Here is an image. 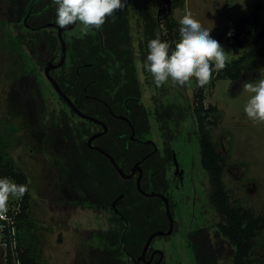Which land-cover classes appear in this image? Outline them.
Listing matches in <instances>:
<instances>
[{
  "label": "trees",
  "instance_id": "1",
  "mask_svg": "<svg viewBox=\"0 0 264 264\" xmlns=\"http://www.w3.org/2000/svg\"><path fill=\"white\" fill-rule=\"evenodd\" d=\"M23 1L22 7L19 6L20 17H25L29 9L33 10L28 23L33 26L38 24L39 36L50 43L54 56H56L62 48L61 42L54 31L45 27L49 23L57 24L55 22L56 1H48L42 9H39V5L43 0H18L17 2ZM164 3L165 6L159 10L158 15L161 23L165 26V35L161 34L157 16L152 15V12L149 11L147 15L151 16V19L147 20L144 38L147 46L150 40L160 37L169 43L171 52L179 43L180 23L174 18L175 11L183 8L186 0H164ZM131 5V0H126L125 7L106 17L105 23L100 26L99 31L105 32L106 44L100 35L92 33L87 38L73 41L69 47V49H73L71 50L72 64L79 66L93 64L87 71L93 76L97 74L101 83L97 92H100V96L106 99L119 94L123 96L122 98H126L127 93V97L138 96L141 99L130 36ZM23 28L24 25L21 29ZM42 28L46 29L42 30ZM242 48L244 51L237 60L226 63L224 69L215 73L213 86L219 80H228L236 84L241 81L254 83L261 79V71L264 66V47L248 45L242 46ZM31 50L36 51L33 46H31ZM141 50L143 51V48ZM146 50L148 49L145 48L146 54L142 53L143 58L148 54ZM110 64L122 66L112 69L109 68ZM36 71V68L24 71L23 75L18 78V92H16L18 98H13L8 104V114L11 117L12 125L0 129V177H8L16 184L26 185L28 188L21 198L18 212L15 214L10 212V216L14 220L15 235L13 237L11 235L12 227H6L4 232L1 231L2 224L7 225V223L0 219V235L5 236L4 242L7 244V264H42L43 255L36 234L39 227L32 217L33 198L30 182L27 175L16 168L10 153L11 147L20 142L21 132L39 138L44 147L43 151L56 160L55 176L49 178L59 195L57 198L59 204H65V207L68 206L74 210L93 209L101 212L108 210L113 212V202L124 195V199L118 205L123 218H119L114 213L111 221L113 224L120 223L122 230L110 228L105 232L102 230L91 231L89 242L98 237L105 241L107 249L90 248V255L85 256L83 264H128L123 261V256L128 254L135 259L139 258L149 238L161 229L163 231L168 229V224L164 225L166 216L162 211V202L157 198L146 197L140 193L135 179L124 180L110 159L89 148L87 143L91 134L88 126L81 128V124L75 121V114L62 99L60 100L64 106H67L66 112L63 111L65 114L62 117V124L54 123L56 128L52 126V120L45 123L46 117L39 115L41 113L33 112L35 107L33 100L36 99L37 102L39 98L40 103L44 104L46 101ZM124 71L125 75H122L125 78L122 79L121 73ZM75 77L74 79L71 77L69 83L72 85L67 87V93L72 99L75 98L76 107L87 115L102 117L103 120H106L105 112L108 110L106 104L97 105V103L78 100V96L82 98L84 88L81 86L82 80L80 81L77 75ZM125 79L129 81V85L124 83ZM131 87L137 90L135 95L128 92H136V90H131ZM93 90L90 88L89 94L96 92ZM204 90V87L200 88L195 96L193 115L201 148V163L210 178V206L219 215L221 221L217 224L214 223L215 231L206 227L193 232L190 239L197 263L221 264L227 255V259H231V264H264V257L257 256V241L264 232V216L245 209L240 202H233L230 197L225 184L226 157L218 152V145L212 136L215 123L211 120V116L218 112V108L212 105L206 106ZM107 101L108 106L114 111L117 107L123 106V102ZM128 107L133 112L134 125L141 126L145 131L142 133L148 134L150 130L148 113L141 104V100L129 101ZM69 112L72 113V116L69 115ZM177 112L187 114V111L183 109H177ZM167 114L170 113L167 112ZM175 115L176 118H174L177 119L179 115L177 113ZM168 116L167 119L171 120L172 115ZM163 119L164 117H160L161 121ZM178 120L185 119L182 117ZM115 138V133L111 132L98 139L96 144H101L100 148L115 160L125 174L129 175L133 167L145 159L146 152H140L139 144L130 143L127 138L125 141L121 139V145H125L126 141L129 142L128 152L104 145L106 142L110 144ZM57 142L62 148L57 146ZM167 145L168 155H170L171 145L169 143ZM149 162L150 158L143 164L145 174L142 190L145 193H149L151 190L160 193L162 191L161 179L165 178V174L163 175L165 171L161 168L162 174L159 176L158 168L151 167ZM153 172L155 173L151 175ZM150 182L154 185H149Z\"/></svg>",
  "mask_w": 264,
  "mask_h": 264
},
{
  "label": "rangeland",
  "instance_id": "2",
  "mask_svg": "<svg viewBox=\"0 0 264 264\" xmlns=\"http://www.w3.org/2000/svg\"><path fill=\"white\" fill-rule=\"evenodd\" d=\"M17 1L0 0V129L12 125L8 104L13 98H18L17 80L23 75L22 72L35 69L36 61L44 66L54 54L50 43L40 37V34H30L24 28L21 29L24 23L32 29L39 26L28 23L33 10L29 9L25 17H20L19 6L22 7L24 1ZM48 1L50 0L40 2L39 9ZM131 2L132 50L135 52L136 74L145 84L140 89V100L148 113L150 128L146 140L153 141L162 155H165L164 150L169 143L176 160L186 172L183 181H171L172 187L169 189L171 211L175 219L174 232L170 236L157 237L151 246L163 253V264H198L190 246V238L193 232L201 228L207 227L215 231L213 225L219 223L221 218L210 206V178L201 163V148L193 115L195 96L204 87L206 106L218 108V112L211 116L215 123L212 136L218 145V152L226 157L225 184L232 201H238L245 209L263 216L264 122L252 121L244 113V106L252 95L243 89L244 81L233 84L228 80H219L213 86L214 74L209 83L203 86L193 78L183 86L169 81L157 87L152 74L141 68L146 57L143 59L140 53L146 54L145 48L148 49L143 30L146 23L141 19L138 21L136 16L140 14V10H146V7L152 15L158 16L165 3L164 0ZM188 14L203 28L212 30L213 38L220 41L228 53L226 63L237 60L242 55V46L264 47V0H186L185 6L175 11L174 18L180 23ZM160 25L163 36L165 30ZM97 28L100 29V26H85L78 22L77 27L69 31L68 35L83 38ZM229 33L232 35L229 36ZM31 46L36 49L35 52L31 50ZM142 48L143 51L140 52ZM59 55L60 51L57 56ZM261 79H264V66ZM39 83L43 87L46 101L44 104L40 103L39 98L37 102L35 98L32 99L35 105L33 112L46 117L45 123L52 120V126H55L54 123L62 124L66 107L53 98V91L45 82ZM177 109L186 110L187 114H180ZM175 113L179 115V119L183 117L185 120L175 119ZM168 115H172L171 120L167 119ZM160 117H164L163 121ZM57 146L62 148L59 143ZM42 148L44 147L39 138L21 132L20 142L13 145L10 152L16 168L24 172L30 182L32 217L39 227L36 234L43 253L41 263L83 264L90 255V248L107 249L105 241L98 237L89 242L90 232H105L110 228L122 230V225L113 224V215L108 212L74 210L65 207V204H59V195L49 178L55 176L56 160ZM20 203L21 198L10 196L7 210H18ZM5 240V236L0 235V264H7ZM226 252L228 253L227 247ZM257 256L264 257V232L257 241ZM124 259L127 260L125 257ZM229 263L231 264V259H227L226 255L221 264Z\"/></svg>",
  "mask_w": 264,
  "mask_h": 264
},
{
  "label": "clouds",
  "instance_id": "3",
  "mask_svg": "<svg viewBox=\"0 0 264 264\" xmlns=\"http://www.w3.org/2000/svg\"><path fill=\"white\" fill-rule=\"evenodd\" d=\"M56 23L61 26L80 22L85 26L99 27L108 16L125 7L126 0H56ZM179 43L170 52L169 43L156 37L148 42V54L143 64L152 74L157 87L169 81L180 86L193 78L206 85L214 74L226 66L228 53L223 45L194 20L191 14L180 21ZM232 33H229V36ZM243 89L251 93L244 106V113L252 121L264 122V79L245 81ZM28 191L26 185H18L8 177H0V216L7 212L10 196L22 198Z\"/></svg>",
  "mask_w": 264,
  "mask_h": 264
},
{
  "label": "flooded vegetation",
  "instance_id": "4",
  "mask_svg": "<svg viewBox=\"0 0 264 264\" xmlns=\"http://www.w3.org/2000/svg\"><path fill=\"white\" fill-rule=\"evenodd\" d=\"M147 11H149V8L146 7V10L145 9H144V11L140 10V14L138 16H136L137 19H138V21H139V19H141V20L145 21V23H146V28L143 26L144 27L143 28L144 33L147 30V20L149 18L151 19V16L147 15L148 14ZM157 20H159L158 21V24H159V29H160L161 28V25L160 24H162V23H161V20H160L159 15L157 16ZM130 22H131V16H130ZM77 25H78V22L75 25H67V26H64V27L65 28H71V27L75 26V28H76ZM58 26H59L58 24L49 23L45 27L47 29H50V30L54 31V33H56L57 36H58ZM162 26L164 27V30H165V26L163 24H162ZM59 27H61V26H59ZM46 28H42V30H44ZM24 29L27 30L30 34H33V33L34 34H39L40 33L39 30H38V28L32 29V28H30L28 26L27 23H24ZM160 31H161V29H160ZM68 33H69V31H65L64 34H63L64 40L66 42V48H67V54H66L65 63H64V65L61 68L56 69V70H51L50 77L52 78V80H54L58 84V86L62 90L63 94L68 99H70V101H72V103L75 105V107H76L75 98L72 99L68 95V93H67V91H68L67 89L68 88L67 87H69V86L72 85L69 82L71 80V77H73L72 79H74V78H76L75 77L76 75H77V77H79L80 81L82 80V82H81L82 85L81 86H82V88H84V91H83L84 93H83V95H81L82 98H80V96H78V98H79L78 100L79 101L81 100L82 102L88 101V102H91V103H97V105L98 104H106V106L108 107L107 112H105V115H106L105 118H106V120H103L102 117H95V116L87 115V114L83 113L82 111H80L76 107L79 112L83 113L84 115H86V116H88V117H90L92 119H95V120H98V121L102 122L108 128V131H107L106 134L98 137L93 142V144H92L93 148H97V149H100V150L104 151L102 148H100V145L101 144L100 145L99 144L97 145L96 144V141L98 139H101V138L107 136L109 133L114 132L115 135H116V138L112 142H110V144H107V142L104 143V145L106 147L107 146H110L112 148L115 147L117 149H120L123 152L124 151L125 152H128L129 151V142L126 141L124 143L125 145H121L122 144L121 143V139H122V141H125V138H127L128 141H130V143H138L139 144V146L141 147L140 148V152L141 151L146 152L145 155H144V158L145 159L137 163V164H140L141 163V168L143 170V178H142V181L144 179V174H145V171H144V168H143V164H144V162L147 159L150 158V162L149 163H151V167H157L158 168V170H157L158 172L157 173L159 174V176H160V174H162L161 168L164 169L165 172H163V175L165 174L164 175L165 178H162L161 179L162 180V182H161V185H162L161 190L162 191H160V193H158V192H156L154 190H151L147 194H149V195L150 194L163 195V196H165L169 200L170 212H171L172 219H170V217L167 214V208H166V204H165L164 200L161 199V198H159V197H150V198H157V199L161 200L162 205H163V208H162L163 210L162 211H164V214L166 216V220L164 222V225L168 224V229L166 231H163V229H161L158 232H168V231H170L171 227H173V232H174V229H175V219H174L173 214H172V211H171L172 200H171V197H170V191H169V189H171V187H172L171 181H173V180H175V181H177V180L183 181V178L186 175L185 169H183V167L180 166V164L176 160L175 153L172 150L170 152V155H168V151H169L168 150V145L165 147V150H164L165 151V155H162V153H160V150L158 149L157 145L153 141L146 140V137H147V135L149 133L148 134L142 133V132H145L144 129H142L141 126L140 127H136L134 125V123H133V120H134V118H133V112L128 107V102L129 101H138V100H140L138 98V96H136V97H127L128 96V93H127L125 95L126 98H122L123 96L120 95V94L117 95V96H111L110 99L103 98L102 96H100V92H97V90H98V88H100V84H101L99 82V79H98L97 74H94L95 76H93L92 74H89L88 71H87V69L88 68H91L93 66V64H85V65L79 66V65H74V64L71 63V61H72L71 56L73 55L72 52H71V50H73V49H69V47L73 44L72 43L73 41H76V40H78L80 38L70 37L68 35ZM92 33L96 34L97 36L100 35L101 38L103 39V42L106 44V42L104 40V38L106 37L105 36V32L99 31L98 28H97V30L94 29V30H92V32H89V33L85 34L83 36V38H87ZM161 34H162V32H161ZM164 35H165V33H164ZM141 51L142 50H140V52ZM51 53H52V51H51ZM36 54H37V52H36ZM134 54H135V52H134ZM140 56L143 58L142 53H140ZM61 59H62V48L60 49V55H59V57L57 55L54 56V54H52L51 60L46 61L45 64H44V66H41V64H39V61L38 62L36 61V69H37L36 72H37V75H38V80L41 81V82H45L48 85V87L50 89H52V91H53V98L58 99V101L61 102V103H62V101L60 99H62L68 105L69 109L71 111H73V113L75 114V117L77 119H79L76 122H78L79 124H81L80 125L81 128L82 127H85L86 128L88 126L89 132L91 134L90 138L88 139V141H89L92 137H94L96 135L102 134L105 131L104 126L103 125H100V124H97V123H95L93 121H90V120H87V119H84V118L80 117L79 114L71 108L69 102L67 100H64V98L58 94V92L55 90V88L53 86V83L51 82L50 79H48V77L46 75V69L48 68V66L50 64L52 65L51 67L58 65L60 63ZM121 66L122 65H119V64L118 65H112V64H110L109 65V68L116 69V68H121ZM141 68L144 70L143 65L141 66ZM38 69H41V71L38 70ZM122 74L125 75V71L123 73H121V75ZM136 77L138 79L139 88L142 90L143 87H144V85H145L144 84V80L141 82L139 80V77H138L137 74H136ZM123 78H125V77L123 76L122 79ZM88 81H89V83H88ZM123 82H124V80H123ZM123 82H122V84H123ZM124 83L126 85H129V81L128 80H126ZM135 85L137 86V84H135ZM90 88L91 89H94L96 92H93L92 94H89V91L88 90ZM131 90H136V89L134 87H131ZM128 92L134 94V93H137V90H136V92H131V91H128ZM74 96L76 97V95H74ZM107 100H111V101H114V102H117V101L123 102V106L117 107L116 108V111H114V110H112L108 106V103H107L108 101ZM135 112H137V111L135 110ZM69 115L72 116V113L69 112ZM137 132H140L142 134H138ZM116 133H118V134H116ZM142 149H144V150H142ZM93 150H96V149H93ZM96 151H98L99 153H101L99 150H96ZM104 152H106V151H104ZM152 155H154V156H152ZM176 163L179 165V169L176 168ZM132 170H131V172H132ZM131 172H130V174H131ZM154 173L155 172L151 173V175L154 174ZM139 176H140V174L138 172V173H136V175H134V177L132 179H135L136 181H138ZM152 182H150L149 185H152L153 184ZM154 183H155V181H154ZM141 186H142V182H141ZM121 196H123V199H124V195H121ZM119 198H117V199H119ZM117 199L112 204L113 212L110 211V210H108L106 212L110 213L113 216H114V213H115V214H117L119 216V218H123L122 213L120 212V209H119V206H118L123 199H121L117 203L116 207H114V203L117 201ZM121 210L123 211V207L122 206H121ZM171 220H172V222H171ZM201 229H203V228H201ZM190 246L193 249V244L191 242H190ZM95 249H98V248H95ZM143 251H144V249H143ZM142 254H143V252H142ZM142 254H141V256H142ZM141 256L139 258L135 259V258H133L131 256H128V254H127V256H123L122 259H123V261H125L124 257L127 258L126 262H128V264H129V262L131 264H163V262H164L163 253L160 252V251H156L154 248H152V246L150 247V249H149V251L147 253V256H146V260L145 261H140Z\"/></svg>",
  "mask_w": 264,
  "mask_h": 264
},
{
  "label": "water",
  "instance_id": "5",
  "mask_svg": "<svg viewBox=\"0 0 264 264\" xmlns=\"http://www.w3.org/2000/svg\"><path fill=\"white\" fill-rule=\"evenodd\" d=\"M74 25H75V24H74ZM74 28H75V26H73V27H71V28H65V27H59V26H58V37H59V40H60L61 45H62V59H61L60 63H59L58 65H56V66L51 67L52 65L50 64V65L48 66V68L46 69V75H47L48 79H50L51 82L53 83V86H54V88L57 90L58 94H59L60 96H62V97L64 98V100H67V101L69 102L71 108H72L74 111H76V112L79 114L80 117H82V118H84V119H87V120H90V121H93V122H95V123H97V124H100V125H103V126H104L105 131H104L102 134H100V135H96V136L92 137V138L88 141V146H89V148L92 149V148H93V146H92L93 142H94L98 137H100V136H102V135H104V134L107 133V131H108L107 126H105L102 122H100V121H98V120H95V119H92V118H90V117L84 115L83 113L79 112L78 109L75 107V105L72 103V101H70V99H68V98L63 94V92H62V90L60 89V87L58 86V84H57L54 80H52V78L50 77V72H51V70L59 69V68H61V67L64 65V63H65V60H66V54H67V48H66V42H65V40H64L63 34H64L65 31H70V30H73ZM93 149L99 150L104 156L108 157V158L112 161V163H113V165H114V168L117 170V172L120 174V176H121L124 180L132 179V178L134 177V175H136V173L139 172L140 176H139L138 181H137V187H138L139 192L142 193L143 195H145L146 197H159V198L163 199L164 202H165V204H166L167 214H168V216L170 217V219H172V217H171V212H170L169 200H168L165 196H163V195H157V194H150V195H149V194L145 193V192L142 190L141 182H142V178H143V170H142V168H141V163H140V164H137V165L133 168V170H132V172H131L130 175H127V174H125V173L120 169V167L117 165V163L115 162V160H114L109 154H107L106 152H104V151H102V150H100V149H97V148H93ZM176 168L179 169V165H178L177 163H176ZM121 199H123V196H121L119 199H117V201L114 203V207H116L117 203H118ZM171 222H172V220H171ZM172 233H173V227H171L170 231H168V232H156V233H154V234L149 238V240L147 241V243H146V245H145V248H144V251H143V254H142L141 258H140V261H145V260H146L147 253H148V251H149V249H150V247H151V244H152V242L154 241V239H156L157 237H160V236H170V235H172Z\"/></svg>",
  "mask_w": 264,
  "mask_h": 264
},
{
  "label": "built area",
  "instance_id": "6",
  "mask_svg": "<svg viewBox=\"0 0 264 264\" xmlns=\"http://www.w3.org/2000/svg\"><path fill=\"white\" fill-rule=\"evenodd\" d=\"M10 212H12V213H17L18 212V210L17 209H14L13 211H11V209L10 210H7V212L3 215V216H0V219L2 220V221H4V222H6L7 223V225H5V224H2V226H1V231L2 232H4V230H6V227H9V228H11V235H12V237L15 235V230H14V228H13V225H14V220L12 219V217L10 216ZM5 245L7 246V244L5 243Z\"/></svg>",
  "mask_w": 264,
  "mask_h": 264
}]
</instances>
